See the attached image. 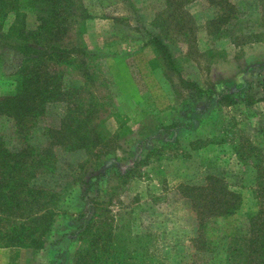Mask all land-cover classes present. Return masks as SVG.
I'll return each instance as SVG.
<instances>
[{
	"label": "rangeland",
	"instance_id": "1",
	"mask_svg": "<svg viewBox=\"0 0 264 264\" xmlns=\"http://www.w3.org/2000/svg\"><path fill=\"white\" fill-rule=\"evenodd\" d=\"M75 9V22L59 40L75 52L59 68L78 107L89 114L92 150L58 154L57 172L48 176L57 194L48 205L49 231L38 238L42 246L0 245V264H72L85 245L77 235L94 202L124 236L155 240L168 264L192 256L205 264H234L229 254L243 243L238 235L250 238L264 224L259 3L76 0ZM27 23L36 24L33 12ZM154 33L174 58L175 71L151 44ZM254 33L261 36L248 37ZM2 50L0 96H6L14 91L16 61ZM64 108L47 105L39 125L57 126ZM14 129L13 121L0 116V135L11 148L23 141ZM38 132L30 141L46 145L48 138ZM208 176L224 178L241 195V205L232 215L208 220L197 238L198 220L179 186L205 185Z\"/></svg>",
	"mask_w": 264,
	"mask_h": 264
},
{
	"label": "trees",
	"instance_id": "2",
	"mask_svg": "<svg viewBox=\"0 0 264 264\" xmlns=\"http://www.w3.org/2000/svg\"><path fill=\"white\" fill-rule=\"evenodd\" d=\"M166 1L171 5L176 2ZM181 1L184 0H177L180 4ZM252 1L259 3L258 20L264 27V0ZM75 5L76 0H0V49L15 54L16 61L11 65L14 91L0 96V116L13 121L14 133L23 139L22 145L11 148L0 135V221L9 224L1 226V246H42L38 238L49 231L48 205L57 194L48 176L57 172L58 154L92 150L93 125L89 114L78 107L77 94L64 85V73L59 68L75 52L59 44L75 22ZM28 12L34 13L33 27L27 23ZM260 36L261 33H254L248 37ZM150 42L163 65L175 71L174 58L160 35L152 34ZM261 85L264 93V80ZM56 103L65 107L59 124L40 126L47 105ZM37 131L48 138L46 145L30 141ZM227 184L224 178L208 176L205 185L179 186L180 194L190 203L198 220L197 238L204 233L208 220L232 215L239 209L241 195ZM98 205L93 203L94 213L79 228L78 239L85 245L74 253L72 264H168L159 256L155 240L142 239L141 234L124 236L122 228L113 227L104 211L96 212ZM257 218L259 214L253 220ZM257 227L259 230L253 228L250 238L247 232L238 235L243 243L230 247L232 263L235 260L234 264H264V224L261 227L258 223ZM196 237L193 239L197 243ZM183 264L205 263L192 256Z\"/></svg>",
	"mask_w": 264,
	"mask_h": 264
}]
</instances>
